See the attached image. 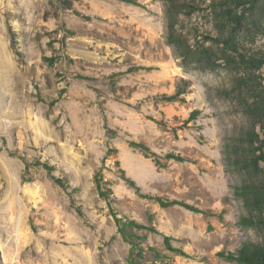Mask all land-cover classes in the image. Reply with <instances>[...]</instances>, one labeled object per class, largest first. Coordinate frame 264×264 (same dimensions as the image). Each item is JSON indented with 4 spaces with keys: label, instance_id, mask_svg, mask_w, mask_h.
<instances>
[{
    "label": "rangeland",
    "instance_id": "rangeland-1",
    "mask_svg": "<svg viewBox=\"0 0 264 264\" xmlns=\"http://www.w3.org/2000/svg\"><path fill=\"white\" fill-rule=\"evenodd\" d=\"M140 2L0 0V264H128L100 170L118 216L145 226L143 264H237L244 241L264 246V224L238 223L243 177L223 155L250 121L235 79L264 90V0H182L177 29L217 61L190 66L167 40L166 1Z\"/></svg>",
    "mask_w": 264,
    "mask_h": 264
},
{
    "label": "trees",
    "instance_id": "trees-1",
    "mask_svg": "<svg viewBox=\"0 0 264 264\" xmlns=\"http://www.w3.org/2000/svg\"><path fill=\"white\" fill-rule=\"evenodd\" d=\"M125 1L136 5H143L140 0ZM165 1L168 18L167 40L176 48L183 60V64L185 66H190L193 63L201 65L208 63L216 64L217 61L214 58L215 51L212 48L193 47L177 29L179 16L183 12L182 0ZM210 39L217 43V38L210 37ZM44 58L49 65H53L57 59L56 57L48 56ZM227 60L231 65L238 68L235 59L227 55ZM186 89V87H179L177 92L169 98L171 100L180 99L187 92ZM234 89L237 90L239 95H245L242 104L250 121L246 128L240 129L238 135L229 137L223 144L224 165L225 171L228 173H239L243 177V183L234 188V195L243 200L245 208L249 211V215L242 216L238 223L243 227H249L264 224V90L252 88L244 77H237L235 79ZM199 112L198 110L193 111L190 120L196 119L200 114ZM130 145L132 147L143 146L135 141H131ZM145 151L149 152V149L146 147ZM167 157L179 161L187 160L185 157L174 153H169ZM44 166L51 172L54 170V166L49 163H44ZM122 173L125 176L126 173L123 169ZM56 180L60 184H64L62 179L57 178ZM95 182L99 195L109 203L118 226V231L131 245L127 259L128 264H143L146 254L143 241L146 239V235H140L135 230H141L145 226L135 219L118 216V213L112 206L113 189L109 186H104L108 183L104 181L101 170L95 174ZM152 198L156 199L163 207L179 204L193 211L203 212V210L197 207L176 199L164 200L162 197ZM75 204L74 207H76L77 212L83 215L82 208ZM172 240V236L165 235V247L173 252L187 256L188 253L183 248H177L172 245ZM149 249L154 252V259L159 260L163 258L164 255L155 247L149 246ZM227 258L234 260L237 264H264V246L253 241H244L235 252L229 253Z\"/></svg>",
    "mask_w": 264,
    "mask_h": 264
}]
</instances>
